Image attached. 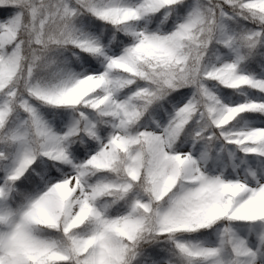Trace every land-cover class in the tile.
Returning a JSON list of instances; mask_svg holds the SVG:
<instances>
[{
	"label": "snow or ice",
	"instance_id": "obj_1",
	"mask_svg": "<svg viewBox=\"0 0 264 264\" xmlns=\"http://www.w3.org/2000/svg\"><path fill=\"white\" fill-rule=\"evenodd\" d=\"M0 264H264V0H0Z\"/></svg>",
	"mask_w": 264,
	"mask_h": 264
}]
</instances>
